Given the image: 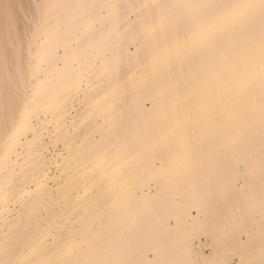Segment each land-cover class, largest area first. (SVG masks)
I'll use <instances>...</instances> for the list:
<instances>
[{"label":"bare ground","instance_id":"obj_1","mask_svg":"<svg viewBox=\"0 0 264 264\" xmlns=\"http://www.w3.org/2000/svg\"><path fill=\"white\" fill-rule=\"evenodd\" d=\"M0 264H264V0H0Z\"/></svg>","mask_w":264,"mask_h":264}]
</instances>
